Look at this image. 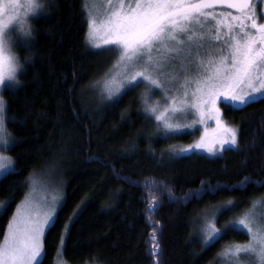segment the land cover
Listing matches in <instances>:
<instances>
[{
  "label": "trees",
  "instance_id": "obj_1",
  "mask_svg": "<svg viewBox=\"0 0 264 264\" xmlns=\"http://www.w3.org/2000/svg\"><path fill=\"white\" fill-rule=\"evenodd\" d=\"M38 2L46 6L29 20L32 37L18 39L14 48L24 65L19 84L2 90L7 117L15 118L7 127L18 143L9 150L15 172L0 179V201H13L0 217V239L29 178L54 166L63 201L55 227L46 231L43 264H55L64 225L82 201L62 252L66 264L219 263L217 253L248 236L228 231L201 251L207 222L233 200L237 207L219 216L222 229L264 197V98L242 110L221 102L223 119L239 129L238 147L175 157L172 152L195 134L162 138L154 117L143 112L139 84L112 106L98 88L88 87L116 53L87 45L85 0ZM201 181L236 187L185 203V194Z\"/></svg>",
  "mask_w": 264,
  "mask_h": 264
},
{
  "label": "snow or ice",
  "instance_id": "obj_2",
  "mask_svg": "<svg viewBox=\"0 0 264 264\" xmlns=\"http://www.w3.org/2000/svg\"><path fill=\"white\" fill-rule=\"evenodd\" d=\"M45 6L37 0H26L23 5L21 0H0V90L6 81L19 84L18 73L24 65L13 48L18 39L32 37L33 29L26 26L27 18ZM92 7L84 5L85 41L92 49L116 53V58L103 77L93 81L89 88H98L108 106H112L143 82V112L149 118L154 117L156 131L163 133L162 138L215 121L211 138L205 127L197 142L173 151L175 157L193 149L215 155L225 146L238 147L239 129L222 120L218 102L242 110L264 98V23L258 22L251 0H106V11L99 15ZM218 8L234 10L235 14L217 11ZM17 24L19 28L13 29ZM206 42L209 48H205ZM166 83L177 87L168 88ZM154 88L163 93L159 101H152ZM189 115L194 117L191 124L172 122ZM126 118L127 113L122 112L121 120ZM8 123H15V118L7 117L6 101L0 95V149L11 150L18 143L12 139ZM15 163L12 157L0 154V179L15 172ZM248 179L245 177L241 186ZM235 187L201 181L199 189L185 194V203ZM60 199L53 196L51 207L44 206L46 210H37L30 196L17 205L0 239V264H43L46 231L55 227ZM261 200L264 197L252 204ZM12 202L11 198L0 201V217ZM83 203L77 205L64 225L58 254L66 248L72 219ZM235 207V201L228 200L213 214L204 229L201 251L228 231H236L247 235L248 240L226 245L214 259L222 264H264V213L247 209L235 221L217 228L219 216ZM156 236L154 229L153 246L158 254Z\"/></svg>",
  "mask_w": 264,
  "mask_h": 264
},
{
  "label": "rangeland",
  "instance_id": "obj_3",
  "mask_svg": "<svg viewBox=\"0 0 264 264\" xmlns=\"http://www.w3.org/2000/svg\"><path fill=\"white\" fill-rule=\"evenodd\" d=\"M37 2H38V0H37ZM251 2L255 6V11L257 13L258 22L264 23V0H251ZM25 3H26V0H21V5H23ZM85 4L92 5L93 7L91 10L94 11L98 15L103 14V12L106 11V0H85ZM24 11L25 10L22 7L20 9V13L22 16L24 15ZM217 11H233V13L235 14L234 10H229V9L218 8ZM32 16L33 15L28 16L26 26H29V20ZM211 26L212 25H208V27H211ZM18 28H19L18 24L13 25V29H18ZM11 30L12 29H10V31ZM17 36H18V32H17ZM209 47H210V45L206 42L205 48H209ZM216 47H219V45H216ZM201 51L203 53V50H201ZM13 52L16 54L14 48H13ZM115 58H116V54H115ZM115 58H114V60H115ZM114 60H113V62H114ZM111 66H112V64H111ZM19 73H18V76H19ZM6 86L10 87V86H14V85L11 82L6 81L4 87H6ZM165 86L168 88L177 87L176 85H171V84H167V83L165 84ZM4 87H3V89H4ZM2 90H0V95H2ZM137 90L142 92V94H143V92L145 90V84L143 82L139 83V87H137ZM98 95L102 100H104L103 97L99 94V89H98ZM162 96H163V93L161 90L155 89V88L152 90V101H159V100H161ZM220 104H221V102H218V107H220ZM193 118L194 117L189 115V117L187 119L179 118V119L174 120L172 122L173 123H181V124H191ZM222 120L228 126L233 127V126L229 125L223 119V117H222ZM205 127H207L208 132H209V137L211 138L212 130L215 129V127H216V123L214 120H209L206 125L196 124L194 128H191V127L184 128L182 130V132L178 135L188 133V134H193V135L195 134L194 135L195 137L193 138L192 141L180 144L178 146V151L181 148L187 147L189 144H194L195 142H197L200 139L201 135L204 133ZM11 137H12V135H11ZM12 139H13V137H12ZM226 148H232V147L231 146H225V149ZM223 150L224 149L218 150L215 155L221 154V152ZM192 152L203 153V154L208 155V156H215V155L209 154L208 152L204 151L203 149H193L192 151H190L188 153H181V154H189ZM0 154L12 157L9 153V150L0 149ZM29 196L31 197L33 204L37 207V210H46V208L44 207L45 205L47 207H51L53 196H57L58 198H61L60 199V205H61V203L63 201V183H62V180L59 177V175L56 171V168L54 166H48L43 171H40V172L32 175L30 182L28 184L26 194L19 201V203L17 205H20L26 199V197H29ZM16 208H17V206H16ZM16 208H15V210H16ZM248 209H251L253 212H255L257 214L264 213V200H261L258 203H256L255 205L250 206ZM55 264H66L62 258V254H58V252L56 254ZM217 264H222V261H219V263H217Z\"/></svg>",
  "mask_w": 264,
  "mask_h": 264
}]
</instances>
